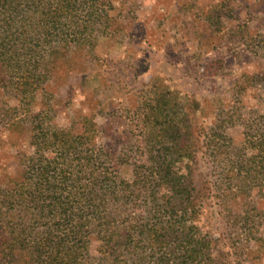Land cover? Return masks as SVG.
<instances>
[{"label":"rangeland","instance_id":"rangeland-1","mask_svg":"<svg viewBox=\"0 0 264 264\" xmlns=\"http://www.w3.org/2000/svg\"><path fill=\"white\" fill-rule=\"evenodd\" d=\"M47 1L58 0H41L36 21L52 20ZM78 1L94 31L78 34L71 9L64 36L90 45L55 48L42 69L32 61L21 71L27 79L0 72V264H28L15 238L33 245L46 235L56 168L78 170L89 156L113 172L118 196L106 211L166 234L137 237L149 253L174 250L169 264H264V0ZM28 21L20 26L31 31ZM59 139L70 152L58 150ZM71 176L66 203L89 181ZM37 181L48 196L40 217L30 193ZM201 247L204 255L192 253Z\"/></svg>","mask_w":264,"mask_h":264},{"label":"trees","instance_id":"trees-1","mask_svg":"<svg viewBox=\"0 0 264 264\" xmlns=\"http://www.w3.org/2000/svg\"><path fill=\"white\" fill-rule=\"evenodd\" d=\"M82 3L78 0H58L54 5L53 2L47 1L45 3L47 8L46 17L52 20L45 21L44 19L43 21L42 18L36 21L35 14L38 6L40 5L41 8L44 6L41 5L43 4L41 0H0V72L2 66L5 69L9 68L10 74L8 76L10 79L7 78V81H18L21 78H26L21 71H27L29 69L27 65L32 61L36 63L37 68L42 69L39 62L43 64V57L49 56L55 48L66 49L71 44L78 47L90 45L91 40L87 36L79 35L76 39H69L68 36H64L67 32L66 28L71 27V24L66 22L69 19L67 12L70 14L71 9L75 11V14H73L75 20L70 22L75 24L72 26L77 27L78 34L89 32L90 29L94 31L93 27L97 22L88 21V19H85L86 17L81 19L80 17L83 15H78ZM58 9L59 13H56ZM24 18L29 19L28 26L32 28L31 31H28V29L23 30L20 26V21ZM39 22L41 25H39ZM38 28L42 30L44 37L35 36ZM23 35L30 40L29 45L22 41ZM37 57H39V60ZM5 76L6 72L3 75L0 73V81H4ZM34 81L33 79L31 82L34 83ZM59 140V142L56 140L54 142L58 150L62 154L63 152L65 154L70 152L72 146L65 147L62 144V139ZM86 159V164L73 166L78 170H63L57 167L53 180L48 183L49 187L47 188L51 192L50 199L53 202L50 201V206L53 207L51 210L56 212H53L49 220V229L46 235L33 245H30L29 241H26L27 237L23 238L21 233L18 238H15V241L21 246L22 256L24 255L28 264H169L170 257L175 252L174 250L159 246L149 253L147 246L135 242L139 236H143L145 239L146 236H149L160 242L166 236L165 233L151 232V230L137 231L133 225L121 224L115 215L106 211L107 203L118 192L117 187L112 182L113 172L108 168H93L92 163H90L93 160L92 156ZM236 165L239 170H242L244 166L243 154H239ZM83 166L86 167L82 168ZM98 169L100 173H98ZM82 172L89 176V181L81 193L80 200L70 199V203H66L61 199V196L67 187V179L73 175V181H80ZM40 173L50 174L49 171L43 168ZM101 175L107 183L106 185H104ZM181 183V181H178L171 184L173 190L175 189L179 195L185 193ZM43 184L37 181L33 191H30L34 196V200L37 199L40 204L39 211L42 212L38 217L43 215L48 200V196L43 197L42 191H40ZM126 189L131 194L135 192L133 185H127ZM85 192L89 195L87 199L85 198ZM16 193L24 194L22 191ZM11 194L12 191L7 195ZM91 236L99 239L100 245L98 247L92 246ZM15 241L10 243L14 245L10 246V250L7 248V262L9 260L11 262L12 258L15 257L14 250L18 247L15 246ZM189 251L187 250L186 253ZM194 252H198L196 253L197 256L204 255L202 247L199 250H193L192 253ZM31 254H34V257H31ZM197 262L198 264H204L203 260Z\"/></svg>","mask_w":264,"mask_h":264}]
</instances>
